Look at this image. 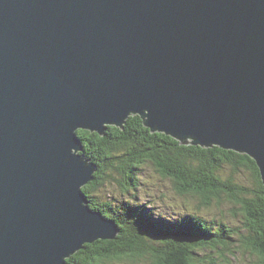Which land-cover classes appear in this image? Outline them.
<instances>
[{"label": "water", "instance_id": "1", "mask_svg": "<svg viewBox=\"0 0 264 264\" xmlns=\"http://www.w3.org/2000/svg\"><path fill=\"white\" fill-rule=\"evenodd\" d=\"M132 115L246 153L264 186V0H0V264L115 238L76 131Z\"/></svg>", "mask_w": 264, "mask_h": 264}, {"label": "trees", "instance_id": "2", "mask_svg": "<svg viewBox=\"0 0 264 264\" xmlns=\"http://www.w3.org/2000/svg\"><path fill=\"white\" fill-rule=\"evenodd\" d=\"M77 137L82 145L80 154L96 166L93 180L82 192L90 209L113 221L119 232L113 240L85 244L67 264H111L142 258H147L148 264H219L244 250L264 264V186L252 158L219 147L183 145L165 134L151 133L141 118L133 115L123 129L109 126L104 136L78 130ZM145 162L179 194L199 197L204 206L219 203L224 196L233 201L241 212L240 229L208 223L192 214L165 218L129 200L100 201L94 196L106 186L111 172L123 176L126 193L136 188ZM226 167L231 173L225 177L222 170ZM238 172H248L253 187L235 182Z\"/></svg>", "mask_w": 264, "mask_h": 264}, {"label": "rangeland", "instance_id": "3", "mask_svg": "<svg viewBox=\"0 0 264 264\" xmlns=\"http://www.w3.org/2000/svg\"><path fill=\"white\" fill-rule=\"evenodd\" d=\"M140 168L138 186L136 188L131 187L128 193L125 192L123 176L111 172L110 176L107 177L106 186L96 191L94 196L100 201L129 200L144 205L147 210H152L157 216L165 218H180L186 214H192L205 219L208 223H225L236 230L240 229V209L238 210L233 205V201L228 200L225 196L219 203L212 202L209 206H204L199 197L179 194L172 183L162 178L150 162L143 163ZM230 173L228 167L222 170V175L225 177L229 176ZM234 181L247 187L254 185V179L248 172L236 173ZM117 232H119L118 229ZM232 250L237 249L232 248ZM255 256L252 253H246L244 250L242 254L236 253L233 256H228L226 261L219 264H260ZM111 264H148V259L142 258L140 261L121 260Z\"/></svg>", "mask_w": 264, "mask_h": 264}, {"label": "bare ground", "instance_id": "4", "mask_svg": "<svg viewBox=\"0 0 264 264\" xmlns=\"http://www.w3.org/2000/svg\"><path fill=\"white\" fill-rule=\"evenodd\" d=\"M78 130H84V129H82V128H78L77 129V131ZM77 131H76V137H77ZM84 131H86V130H84ZM92 133V132H91ZM78 138V137H77ZM79 140V139H78ZM82 146V145H81ZM232 151H234V150H232ZM82 152V150L79 152V154ZM234 152H236V151H234ZM238 153V152H237ZM241 154V153H240ZM246 154V153H245ZM82 155V157L84 158V156H83V154H81ZM247 155V154H246ZM86 157V156H85ZM85 159V158H84ZM86 160V159H85ZM87 162L89 163V164H92L93 166H95V164H93V163H91L90 161H88L87 160ZM257 166V165H256ZM96 167V166H95ZM258 168V167H257ZM259 170V169H258ZM92 180H93V178H92ZM91 180V181H92ZM81 190H82V188H81ZM84 194V193H83ZM84 196H85V194H84ZM85 198H86V196H85ZM85 201H87V199L85 200ZM89 206V205H88ZM90 208V207H89ZM93 211V210H92ZM105 217V216H104ZM106 218V217H105ZM117 229V228H116ZM116 237V236H115Z\"/></svg>", "mask_w": 264, "mask_h": 264}]
</instances>
